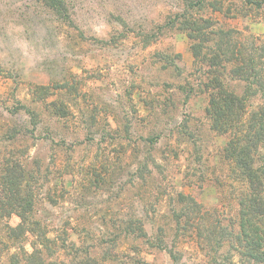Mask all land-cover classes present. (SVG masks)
Here are the masks:
<instances>
[{"label": "rangeland", "instance_id": "1", "mask_svg": "<svg viewBox=\"0 0 264 264\" xmlns=\"http://www.w3.org/2000/svg\"><path fill=\"white\" fill-rule=\"evenodd\" d=\"M66 1L70 24L31 0H0V184L7 170L23 176L31 218L50 241L45 263L125 253L173 264L156 247L163 241L178 264H241L236 252L220 258L227 245L217 262L200 246L216 221L236 230L247 189L224 153L231 131L212 128L207 86L216 77L243 98L245 117L263 109L264 98L254 86L245 93V82L227 73L207 75L201 58L217 51L215 32H227L222 42L236 56L225 66H249L251 59L264 82V4ZM183 13L207 20V33L189 39L178 26ZM197 43L200 58L192 52ZM180 195L199 204L200 238L194 229L177 231L174 213L186 207ZM6 211H0V264L39 242L33 234L11 240L9 227L19 218ZM130 221H138L148 241L119 236L112 250L110 235Z\"/></svg>", "mask_w": 264, "mask_h": 264}, {"label": "trees", "instance_id": "2", "mask_svg": "<svg viewBox=\"0 0 264 264\" xmlns=\"http://www.w3.org/2000/svg\"><path fill=\"white\" fill-rule=\"evenodd\" d=\"M31 2L43 11L50 12L60 23H71L70 10L66 0H31ZM203 2L204 0L194 2L190 0V2H186V6L188 8L201 7ZM244 2L255 7L264 4V0H244ZM208 25L207 20L200 21L186 13L181 15V21L178 24L189 39L195 40L207 33ZM217 35H219L216 41L217 51H212L210 57L203 56L201 58L207 64L205 73L207 75L219 72L227 73L233 80L236 78L245 82L247 87L245 93H248L251 86H254L264 98L262 71L256 66H251V59L248 60L249 66L227 68L228 66H225L224 62L231 63L232 57L236 56L234 49L232 50L233 46L228 41L222 42V40L228 39L230 34L219 30L215 32V36ZM205 40L206 38L202 41ZM198 46L199 43L192 48L195 58L201 57ZM223 47L227 48L226 52ZM207 87L210 88L207 114L211 119L212 128L221 133L231 131V139L225 147L224 153L226 158L234 164L238 178L245 182L247 189L239 202L236 230L233 227L222 226L219 221H216L213 227L208 229V238L206 235L202 236L200 234L202 229L195 222L196 217L199 220L202 219L199 214V204L186 195H180V201L185 202L186 207L174 213L177 231H183L182 234L185 235L188 229H194L198 238L204 237L206 246L200 244L201 249L203 246V249H208L209 253H213L211 259L214 262H217L216 256L219 255L220 249L227 245L226 252L220 254V258L224 261L231 258L232 252H236L241 264H264V107H260L263 109L245 117L243 116L245 109L243 98L235 97L233 93L223 88L216 77L210 80ZM59 108L57 107V111H62V107ZM22 177L14 170H7L2 176L0 211L7 210L6 213L15 214L19 218L16 227H9L8 236L11 240L16 241L18 237L25 234H33L36 241L39 242L32 246L30 253L23 251L20 256H13L10 261L12 264H19L21 258L24 264H46L42 251L45 250L49 255L51 254L50 241L40 224L31 218L33 199L29 191H24ZM181 220L183 221L181 222ZM119 236L148 241L146 233L138 225V221H130L125 230L120 233L113 232L110 235L109 243L112 245V250ZM207 240H213L214 243L208 245ZM159 243L156 247L168 251L173 264H178L177 254L168 249L163 241H159ZM151 246L154 247V245ZM85 259L79 261L78 264H106L107 261L110 264H147L125 253L106 256L101 260L89 257Z\"/></svg>", "mask_w": 264, "mask_h": 264}]
</instances>
